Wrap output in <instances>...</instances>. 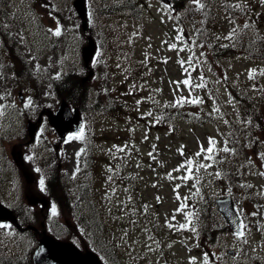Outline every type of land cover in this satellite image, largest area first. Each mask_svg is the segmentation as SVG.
Here are the masks:
<instances>
[{
    "label": "rangeland",
    "instance_id": "rangeland-1",
    "mask_svg": "<svg viewBox=\"0 0 264 264\" xmlns=\"http://www.w3.org/2000/svg\"><path fill=\"white\" fill-rule=\"evenodd\" d=\"M73 1H7L6 12L19 17L6 29L20 43L22 55L34 71L53 78L83 72L81 50L86 38ZM108 1L120 5L123 0ZM133 1L140 5L139 18L131 11L124 16H96L89 28L98 43L103 34L109 37L100 55L112 57L109 62L115 76L125 75L120 69L124 65L129 86L134 89L140 79L143 94L125 121L92 120L94 129L109 133L111 139L96 140L90 126L83 130L82 138L72 136L64 142L65 186L75 200L77 174L87 179L92 171L105 175L118 165L126 168V179L112 180L115 185L106 192L99 187V198L111 208L110 224L101 227L120 247L119 259L111 264H264V116L252 114L240 104V88L247 83L264 88V62L235 57L220 66L211 53L212 42L224 40L234 26H253L257 33L256 26H264V0H213V6L208 0H180L184 18L179 20L160 0ZM223 6L230 7L226 14ZM209 14L206 23L203 17ZM251 15L254 21L246 25L244 18ZM57 28L60 35L54 34ZM128 59L134 67L124 63ZM102 66L100 71L105 70ZM40 80L36 75L29 83L15 80L2 85L0 78V176L18 184L0 189V200L6 204H26L24 180L10 163L13 147L22 148L37 180L30 190L42 194L43 175L34 156L57 142L53 131L43 125L32 148L22 145L27 112L34 116L43 104L58 105ZM20 91L23 103L18 98ZM177 96H182L178 99L181 107L189 101L191 105L200 102L216 122L188 123L183 117L173 122L174 117H169L165 127L157 125L161 110L167 114V104ZM232 121L243 128L242 132L236 130L241 139L236 147L229 145L227 136ZM40 162L44 166L43 158ZM205 194L214 201L233 197L242 219V236L226 230L213 232L211 248V242L197 235L199 224L191 205ZM220 224L225 226L223 220ZM0 250L25 256L29 248L9 225H0Z\"/></svg>",
    "mask_w": 264,
    "mask_h": 264
},
{
    "label": "trees",
    "instance_id": "trees-1",
    "mask_svg": "<svg viewBox=\"0 0 264 264\" xmlns=\"http://www.w3.org/2000/svg\"><path fill=\"white\" fill-rule=\"evenodd\" d=\"M7 1L8 0H0V17L5 20V23H7L6 26H10L12 23L10 13H7L4 10L7 6ZM234 1L237 3V0ZM211 2L212 0H208L207 3ZM90 3L93 8L91 12L95 10L92 13V17H96L98 14L112 16L126 10L128 11L129 9L135 14L139 13L137 5L132 4L130 0H126L120 5H114L108 0H90ZM175 10L179 11V7L176 6ZM15 11L18 13V10ZM16 17L18 18L19 15H16L15 18ZM207 17L210 18L211 14L207 15ZM239 19L240 17H238L236 21ZM213 20H215L214 16ZM252 20L254 21L253 15L249 18H244L246 25H251L249 22ZM256 27L258 31L257 33H254V30L252 29L253 26H247L244 28L234 26V28L228 32L227 36H225L224 40L216 38L215 42H212L211 53L213 58L216 59L218 65L223 66L225 59L229 60L237 56L248 57L249 59L264 62V26ZM214 28L217 29V26H213V29ZM0 32V39L3 38L7 50L13 53L12 57L17 56L18 54L15 50L14 44L15 41L11 38L3 36V34H5L4 31ZM208 33L211 34L210 31ZM17 63L19 69H26L24 64H21V60L17 59ZM100 66L101 63H98L96 66L97 72ZM81 80V74L68 72L55 80H51V88L54 94L60 97V99H65L72 106L79 107L83 112L86 123L91 115H106L122 120L121 113L126 112L132 114L128 105H131V103L136 101V99L143 93V90L141 89V80L138 79L139 82L136 81L135 88L132 89L131 86H129V76H126L121 83H115L114 87L111 89H107L104 84L96 78L85 85L81 82ZM240 89V95H243L240 100L241 106L254 114L264 116V88L260 85H251L247 83L246 86ZM230 93L234 96V100H236L237 97H235L232 91H230ZM178 99L180 100V98ZM178 99L167 105L168 113L165 114V110L161 113L157 120V125L165 127L168 123L169 117L176 116L185 117L186 121L191 123H213V116L203 110L205 108L200 102L191 105V101H189L187 106L184 105V107H181V101H178ZM194 105H197L198 110L194 111ZM228 125L230 131L233 124L232 122H229ZM111 137L112 136L109 133H106L105 139L109 140ZM95 139H100L97 133H95ZM230 144L235 146L236 140L232 139ZM114 179H126V172L121 166H119V168H114L111 172L105 175H99L92 171L87 176V179L82 178V182L80 184L81 188L79 191L81 201L73 206H70L69 202L66 201L68 194L62 189L61 183L56 182V179L52 177L49 182L51 197L59 210H61L63 215L66 216L64 218L65 222L66 218L70 220L80 217L81 219V221L78 223L76 222L73 227H69V225H71L70 223L69 225L66 224L64 230L62 229L61 231H57L53 229V235L60 239L72 241L81 247L90 248L103 257L107 263L117 261L114 258V250H116L114 244H112V252H109L107 248V246L111 243L116 242L111 241L109 233L105 236V233L98 228V226L110 224L108 216L110 207L104 199L99 198V187L105 192L110 190L111 187L115 185L111 182ZM205 195H203V199L201 201L195 202L191 205L193 217L200 226L201 234L208 233L210 231L217 233L225 231V228L216 227V221L220 219V216L215 209V202L212 196L207 195V197H205ZM85 198L92 199L91 201H87ZM81 202H83V205L79 206V203ZM16 214L19 222L22 225H26L28 218L22 216L19 212H17V210ZM51 224H53L52 221ZM78 225L80 227H78ZM82 229L87 231V239H84L86 236L83 235ZM24 236H27L32 245L30 244L31 246L29 247V251L26 256L23 257V260L19 261L18 258L21 257H19L15 252H4L3 250H0V264H33L32 253L37 239L32 237L31 232L24 234Z\"/></svg>",
    "mask_w": 264,
    "mask_h": 264
},
{
    "label": "water",
    "instance_id": "water-1",
    "mask_svg": "<svg viewBox=\"0 0 264 264\" xmlns=\"http://www.w3.org/2000/svg\"><path fill=\"white\" fill-rule=\"evenodd\" d=\"M165 3L170 4L171 0H162ZM74 7L78 13L79 18L82 20L83 28L86 29L87 26V7L86 0H75ZM96 52V43L92 38L88 40V46L82 50V58L87 67L93 60L94 54ZM93 76V71H90L89 79ZM49 122L51 126L55 128L57 133L63 138L68 132L78 133L82 124L80 113L78 109L74 110L72 114L66 103H63L59 108L56 115L51 112L48 113ZM37 127L30 126L29 133L33 140ZM31 140V141H32ZM14 160L17 164L23 165L22 155L13 153ZM28 182H31L30 176L25 174ZM29 203L31 205H37L41 203L43 208L47 207V202L44 200H39L32 196L29 198ZM217 206L219 212L226 219L231 228L239 232L240 220L237 216L234 205L231 198H224L217 200ZM16 222V219L12 211L8 210L0 204V222ZM42 238L39 241V247L35 251L33 260L34 264H101L98 257L91 253L86 252L85 254L79 251L75 246L70 243L58 242L55 239L47 236L45 233L41 234Z\"/></svg>",
    "mask_w": 264,
    "mask_h": 264
},
{
    "label": "bare ground",
    "instance_id": "bare-ground-1",
    "mask_svg": "<svg viewBox=\"0 0 264 264\" xmlns=\"http://www.w3.org/2000/svg\"><path fill=\"white\" fill-rule=\"evenodd\" d=\"M225 60H228V59H225ZM19 71H20V73L18 74V76H19V79L21 81H27L28 83L32 81L33 74L30 70L21 68ZM43 159H44V166L41 165L40 160L38 161V164L44 168L45 173H48L50 176H52V178L56 179L55 180L56 182H61L62 179L60 177H58L59 174L56 171L55 166H54L55 162L50 161L48 158H45V157ZM226 196H228V195H226ZM105 236H106V233H105ZM112 244H114V247L116 249V250H114V258H115V260H118L120 257V247L117 243H111L109 246H107L109 252L113 251ZM12 252H14V251H12ZM98 259L101 262V264H107V262L104 260L103 257L98 256ZM18 260L21 261V260H23V258H18Z\"/></svg>",
    "mask_w": 264,
    "mask_h": 264
},
{
    "label": "snow or ice",
    "instance_id": "snow-or-ice-1",
    "mask_svg": "<svg viewBox=\"0 0 264 264\" xmlns=\"http://www.w3.org/2000/svg\"><path fill=\"white\" fill-rule=\"evenodd\" d=\"M194 2L199 3V0H194ZM202 6H203V5H201V7H202ZM54 34H55V35H60V30H59V28H57V29L55 30V33H54ZM173 47H175V46L173 45ZM181 63H183V62H181ZM184 83L187 84L188 81H184ZM70 138H71V137H70ZM77 138H82V131H81L80 133L77 134ZM210 143H214V141H211V140H210ZM211 151H212V149L209 148V149H208V152H211ZM224 151H228V149H224ZM40 185H41V187H43V185H44V181H43V179H41V181H40ZM52 213H53V215L56 214V209H55V207H53V209H52ZM3 226L6 227V225H3ZM236 235H237V236H242V235H243V232H237Z\"/></svg>",
    "mask_w": 264,
    "mask_h": 264
}]
</instances>
